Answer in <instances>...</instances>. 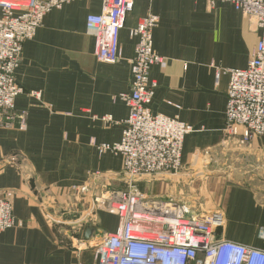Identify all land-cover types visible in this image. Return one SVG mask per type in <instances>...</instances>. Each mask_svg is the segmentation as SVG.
Here are the masks:
<instances>
[{"label": "crops", "instance_id": "obj_1", "mask_svg": "<svg viewBox=\"0 0 264 264\" xmlns=\"http://www.w3.org/2000/svg\"><path fill=\"white\" fill-rule=\"evenodd\" d=\"M102 7L103 0L65 4L23 46L16 78L24 93L16 110L27 113V127L0 126V197L14 194L21 226L0 233V264H95V247L117 231L118 218L95 202L126 187L122 158L97 146L122 139L130 111L120 95L130 93L137 44L131 30L149 14L160 18L154 49L166 59L151 69L158 84L151 110L194 131L184 141L182 172L142 177L138 189L152 199L193 204L200 214L220 211L226 239L264 251V136L246 146L227 141L230 76L216 82L217 68L248 67L259 29L228 4L135 0L120 32V60L101 63L86 29L88 16ZM81 186L89 192L78 200L73 188ZM63 210L82 215L58 216Z\"/></svg>", "mask_w": 264, "mask_h": 264}, {"label": "built area", "instance_id": "obj_2", "mask_svg": "<svg viewBox=\"0 0 264 264\" xmlns=\"http://www.w3.org/2000/svg\"><path fill=\"white\" fill-rule=\"evenodd\" d=\"M74 0H0V126L25 130L27 113H17L16 99L24 93L16 73L22 62L23 46L33 40L44 18ZM135 0H103L102 12L87 18V35L96 41L95 58L116 63L121 58L119 36ZM233 6L260 31L259 42L248 67L243 70L217 68L230 76L227 91L225 135L239 146L264 136V0H207ZM157 15L142 19L131 36L137 38L131 62L130 93L120 95L129 107L122 139L97 146L99 153L122 158L126 187L107 191L96 198L98 209L115 215L119 226L95 247V264H264V251L225 238V216L220 211L201 213L193 204L174 199H152L140 192L138 179L146 176L178 175L187 135L194 131L177 118L155 115L151 110L158 84L151 80L155 65L166 59L154 49ZM114 123L112 117L103 119ZM83 199L88 186L74 187ZM12 192L0 197V233L21 226L14 215ZM81 199V200H82ZM82 215V214H81ZM264 232V231H263Z\"/></svg>", "mask_w": 264, "mask_h": 264}, {"label": "rangeland", "instance_id": "obj_3", "mask_svg": "<svg viewBox=\"0 0 264 264\" xmlns=\"http://www.w3.org/2000/svg\"><path fill=\"white\" fill-rule=\"evenodd\" d=\"M224 157V156H223ZM223 157H221V158H223ZM222 161H223V159H222ZM84 196L86 195L85 193H82ZM78 198V200L80 199V197H77ZM86 207H87V205H86ZM198 208V207H197ZM199 209V208H198ZM77 214H79V216H81V213H77ZM77 214H75V216H74V214L73 213H71L70 211H68V210H63V212L62 211H60L59 212V214H58V216H60V217H64V218H67V219H70V218H72V219H78L79 217H78V215ZM74 217V218H73Z\"/></svg>", "mask_w": 264, "mask_h": 264}, {"label": "water", "instance_id": "obj_4", "mask_svg": "<svg viewBox=\"0 0 264 264\" xmlns=\"http://www.w3.org/2000/svg\"><path fill=\"white\" fill-rule=\"evenodd\" d=\"M97 232L96 226H91L87 231H86V240L91 241L94 233Z\"/></svg>", "mask_w": 264, "mask_h": 264}, {"label": "bare ground", "instance_id": "obj_5", "mask_svg": "<svg viewBox=\"0 0 264 264\" xmlns=\"http://www.w3.org/2000/svg\"><path fill=\"white\" fill-rule=\"evenodd\" d=\"M260 264V263H259Z\"/></svg>", "mask_w": 264, "mask_h": 264}]
</instances>
